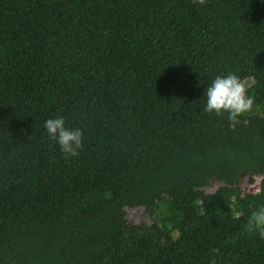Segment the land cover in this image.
Segmentation results:
<instances>
[{
    "label": "trees",
    "instance_id": "1",
    "mask_svg": "<svg viewBox=\"0 0 264 264\" xmlns=\"http://www.w3.org/2000/svg\"><path fill=\"white\" fill-rule=\"evenodd\" d=\"M228 73L255 97L235 130L204 112ZM61 116L76 157L44 127ZM258 174L264 0H0V264H264V179L239 189Z\"/></svg>",
    "mask_w": 264,
    "mask_h": 264
},
{
    "label": "clouds",
    "instance_id": "2",
    "mask_svg": "<svg viewBox=\"0 0 264 264\" xmlns=\"http://www.w3.org/2000/svg\"><path fill=\"white\" fill-rule=\"evenodd\" d=\"M193 3L205 5L207 0H193ZM206 107L204 112L214 113L216 117L223 118L227 114L229 127L235 130L236 125L249 123L247 119L241 120L253 111L255 97L247 94L246 83L234 73L227 75H217L205 90ZM49 139L55 141L60 151L66 158L76 157L83 147V132L81 129H68L65 126L64 118H50L44 123ZM257 188L256 192L259 193ZM245 229L248 233L258 234L260 239H264V206L252 211L248 217ZM220 255L217 248L211 250L210 255ZM210 264H216L213 256Z\"/></svg>",
    "mask_w": 264,
    "mask_h": 264
},
{
    "label": "rangeland",
    "instance_id": "3",
    "mask_svg": "<svg viewBox=\"0 0 264 264\" xmlns=\"http://www.w3.org/2000/svg\"><path fill=\"white\" fill-rule=\"evenodd\" d=\"M246 85L248 86L251 81L245 80L244 81ZM263 175H252L251 178H244L240 181L239 189L240 193L242 194H255L256 189L259 187V182L261 181ZM221 183L213 182L208 187L204 188L205 193H213ZM125 220L128 223L132 224H150L151 218L146 213L145 209L143 207H133V208H125Z\"/></svg>",
    "mask_w": 264,
    "mask_h": 264
},
{
    "label": "water",
    "instance_id": "4",
    "mask_svg": "<svg viewBox=\"0 0 264 264\" xmlns=\"http://www.w3.org/2000/svg\"><path fill=\"white\" fill-rule=\"evenodd\" d=\"M259 175H263L262 179H264V174H259ZM248 179V177H246Z\"/></svg>",
    "mask_w": 264,
    "mask_h": 264
}]
</instances>
